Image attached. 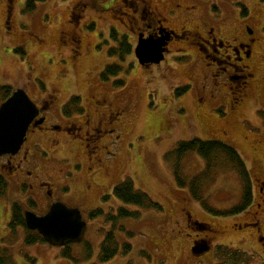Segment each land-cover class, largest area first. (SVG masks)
Segmentation results:
<instances>
[{
    "label": "rangeland",
    "instance_id": "obj_1",
    "mask_svg": "<svg viewBox=\"0 0 264 264\" xmlns=\"http://www.w3.org/2000/svg\"><path fill=\"white\" fill-rule=\"evenodd\" d=\"M126 1L133 8L140 0ZM143 1L156 7L172 29L196 24L231 40L247 38L250 27L257 38L251 90L233 110L229 93L210 98L204 92L202 99L203 63L196 47L180 42L171 46L176 53L170 65L143 69L134 55L138 36L128 28L126 11L131 14V9L122 0H43L30 12L24 11L25 0H0V104L5 101L2 88L9 87L11 95L23 89L34 103L58 92L64 103L81 95L90 109L94 98L104 97L126 103L130 111L114 156L90 182L92 192L85 187L87 178L80 177L85 170L65 169L61 196L80 209L86 222L83 239L68 245L71 258L62 255L64 248L26 244L32 232L9 228L16 191L9 188L0 195V254L10 259L7 264H264V239L250 226H233L251 221L254 212L264 232V206L258 208L264 197L258 193L264 182V0ZM143 16L149 18L147 9ZM114 65L119 72L103 80L101 73ZM185 84L189 88L181 96L173 94ZM193 138L222 141L240 154L252 193L244 211L214 216L204 208L202 202L218 211L239 205L243 182L221 154L209 173L207 162L194 152L178 160L174 149ZM76 147L70 151L66 146L64 153L83 160ZM124 180L160 208L123 204L112 189ZM191 181L197 183L195 190ZM120 208L138 216L107 220ZM95 209L102 214L91 219L89 212ZM108 233L118 251L101 262L100 246ZM124 244L131 247L126 254ZM195 244L210 249L196 255Z\"/></svg>",
    "mask_w": 264,
    "mask_h": 264
},
{
    "label": "flooded vegetation",
    "instance_id": "obj_2",
    "mask_svg": "<svg viewBox=\"0 0 264 264\" xmlns=\"http://www.w3.org/2000/svg\"><path fill=\"white\" fill-rule=\"evenodd\" d=\"M122 1L131 9V14L126 11V17H129L131 25L128 28L136 37L163 38L164 60L157 65L142 66L138 63L143 69L151 71L161 63L170 65V57L176 53L171 47L174 42L196 47L203 63V84L199 89L202 99L206 93L213 98L224 92L231 96L232 110L242 105L240 102L251 90L254 80L252 59L257 38L253 30L251 35L246 31L248 37L245 39L233 37L225 40L219 38L213 28L206 30L196 24L189 26L183 23L172 29L164 25L166 17L156 7L149 5V2L140 0L131 8L129 1ZM146 9L149 18L143 16ZM180 50L182 49L176 51ZM180 87L189 88V85ZM59 98L58 92L47 93L39 102L34 103L38 114L32 120L19 150L13 154L0 155V195L5 194L9 188L15 190L17 195L11 204L9 223L12 221L13 206L19 208L23 218L26 211L39 217L44 216L56 203L78 208L65 203L61 196L65 169L74 167L78 171L85 170L80 177L87 178L89 182L85 181V187L88 193L92 192L90 182L99 170H106V160L114 156V148L121 140L123 126L128 121L130 112L126 103L93 97L94 107L88 109L82 103L81 95L70 97L66 103L59 101ZM168 129L171 131V128ZM76 145L79 146L83 160L77 158L75 153H64L66 146L71 151L73 148L77 149ZM263 186L264 182H261L258 187L261 196H264ZM261 202L262 204H258L259 209L264 206V197ZM250 214L253 216L251 221L234 223L233 226L237 230L250 226L254 228L257 237L260 236L263 240L264 232L258 225V219H255L254 212ZM187 224L189 225L188 222Z\"/></svg>",
    "mask_w": 264,
    "mask_h": 264
},
{
    "label": "water",
    "instance_id": "obj_3",
    "mask_svg": "<svg viewBox=\"0 0 264 264\" xmlns=\"http://www.w3.org/2000/svg\"><path fill=\"white\" fill-rule=\"evenodd\" d=\"M249 34L252 31L248 30ZM163 38L138 37L134 55L139 64H159L164 60ZM38 109L23 89H16L0 105V155L13 154L22 145L32 120ZM28 230L37 231L50 245L64 247L78 243L83 239L86 223L77 208H70L63 203L52 205L44 216L33 212L24 213ZM210 249L208 244L197 245L192 249L196 255L204 254Z\"/></svg>",
    "mask_w": 264,
    "mask_h": 264
},
{
    "label": "trees",
    "instance_id": "obj_4",
    "mask_svg": "<svg viewBox=\"0 0 264 264\" xmlns=\"http://www.w3.org/2000/svg\"><path fill=\"white\" fill-rule=\"evenodd\" d=\"M43 0H25L24 4V11L30 12L35 9L36 3L41 2ZM66 1V0H61ZM119 72L118 66H107L104 71L101 73V78L103 80H107L110 75H116V73ZM117 85L122 86L123 82H118ZM188 88L186 87H180L175 90L176 96H181ZM3 100L7 99L10 95L12 90L9 87H3ZM189 152H194L198 154L200 157H202L207 162V172H211L213 168V164L216 163L217 157L219 154L223 155L228 162V164H231L233 169L238 173L240 176L242 182H243V197L242 202L231 208L228 211H218L210 208L207 204H204L202 202V205L204 208L210 212L214 216H227V215H235L239 214L242 211H244L252 202V193L250 190L249 185V173L246 169V164L240 154L237 152V150L222 141L218 140H200L197 138H193L186 141L179 142L178 146L174 149L173 153L177 157L178 160H180L185 154ZM176 180L179 182L180 185H183V182L181 179L175 174ZM192 186V190H195L196 187V181L190 182ZM113 196H115L118 200H120L123 204H133L137 205L139 207H144L149 205H152L155 208H160L158 205H153L151 203H148L147 197L141 193L140 191H135L133 184L129 180H124L123 182L117 184L114 186L112 190ZM195 198H197V194L194 195ZM106 196L103 200H107ZM102 214V211L100 209H95L89 212V217L91 219L99 216ZM12 221L9 225V228H13L15 226H23L25 227L24 218L20 215V210L17 206H13L12 208ZM137 213L133 212H127L124 208L118 209L116 216H108L107 220H113L115 218H126V217H137ZM25 243L28 245L32 244H38V243H45L44 240L36 233L32 232L29 234L26 239ZM69 246L64 247L63 256L65 258H71L69 253ZM131 247L128 244L123 245V253H128L130 251ZM118 247L116 243H113V236L112 233H108L103 242L100 246V255L99 260L101 262H106L110 260L112 257H114L117 254ZM10 259L6 256V254H0V264H7Z\"/></svg>",
    "mask_w": 264,
    "mask_h": 264
}]
</instances>
